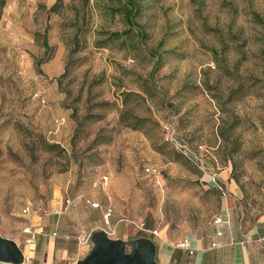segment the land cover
<instances>
[{"label": "rangeland", "instance_id": "obj_1", "mask_svg": "<svg viewBox=\"0 0 264 264\" xmlns=\"http://www.w3.org/2000/svg\"><path fill=\"white\" fill-rule=\"evenodd\" d=\"M124 4L0 0V237L55 208L73 241L178 242L219 215L222 174L262 205L264 0H144L132 29Z\"/></svg>", "mask_w": 264, "mask_h": 264}, {"label": "crops", "instance_id": "obj_2", "mask_svg": "<svg viewBox=\"0 0 264 264\" xmlns=\"http://www.w3.org/2000/svg\"><path fill=\"white\" fill-rule=\"evenodd\" d=\"M219 177L228 193L219 215L203 233L178 242L156 233L150 240L155 244L158 264H264V201L253 217L244 215L242 189L223 174ZM216 219L220 223L214 224ZM60 221L55 208L28 221L37 232L35 239L29 243V236L23 234L21 243H15L31 264H75L89 253L91 245L79 246L70 237L55 233ZM115 236L123 241L129 237L119 225L115 226Z\"/></svg>", "mask_w": 264, "mask_h": 264}, {"label": "water", "instance_id": "obj_3", "mask_svg": "<svg viewBox=\"0 0 264 264\" xmlns=\"http://www.w3.org/2000/svg\"><path fill=\"white\" fill-rule=\"evenodd\" d=\"M89 253L75 264H158L155 244L148 238L113 240L105 231L91 234ZM24 254L10 239L0 237V264H23Z\"/></svg>", "mask_w": 264, "mask_h": 264}, {"label": "built area", "instance_id": "obj_4", "mask_svg": "<svg viewBox=\"0 0 264 264\" xmlns=\"http://www.w3.org/2000/svg\"><path fill=\"white\" fill-rule=\"evenodd\" d=\"M179 149L183 150V152L185 154H187L189 152V150L186 147H184V146H179ZM146 172L149 173V170H146ZM211 182H212V187L217 190V192L220 194L221 198L225 199L227 197V195H228L226 188L220 183V181L217 182V180H215V177L214 178L212 177V181ZM91 206H92V208H98V204H92ZM23 215H25V216L29 215V210L28 209H24L23 210ZM110 217H111V210L110 209H106V211H105V213L103 215V219H104L105 225H109ZM217 223H220V219H216L215 220L214 224H217ZM105 232H106V234L108 236L110 235L109 232H107V231H105ZM22 233L24 235L29 236V241H28L29 243L32 242L35 239L36 235H37L36 230H34L30 225H26L22 229ZM153 234L156 235L155 232ZM90 237H91L90 235H88V236H80L79 238H77V244L79 246L89 245L90 242H91L90 241ZM180 247L184 248L185 245L182 244V245H180Z\"/></svg>", "mask_w": 264, "mask_h": 264}, {"label": "trees", "instance_id": "obj_5", "mask_svg": "<svg viewBox=\"0 0 264 264\" xmlns=\"http://www.w3.org/2000/svg\"><path fill=\"white\" fill-rule=\"evenodd\" d=\"M59 2V0H57ZM144 0H125V4L121 10L125 20L128 22V26L132 29L136 24L132 21L134 17H137L141 11L139 3ZM57 3L54 5L53 11L57 8ZM113 39L118 38L120 35L118 33L111 35Z\"/></svg>", "mask_w": 264, "mask_h": 264}]
</instances>
